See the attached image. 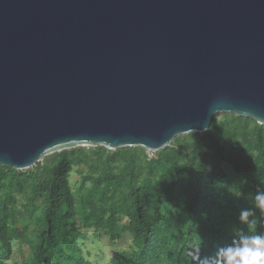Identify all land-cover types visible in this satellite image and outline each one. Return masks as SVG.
Instances as JSON below:
<instances>
[{"label": "water", "instance_id": "water-1", "mask_svg": "<svg viewBox=\"0 0 264 264\" xmlns=\"http://www.w3.org/2000/svg\"><path fill=\"white\" fill-rule=\"evenodd\" d=\"M264 126V0H0V165Z\"/></svg>", "mask_w": 264, "mask_h": 264}, {"label": "trees", "instance_id": "trees-1", "mask_svg": "<svg viewBox=\"0 0 264 264\" xmlns=\"http://www.w3.org/2000/svg\"><path fill=\"white\" fill-rule=\"evenodd\" d=\"M62 153L27 171L0 165V264L15 243L27 249L17 264H99L81 251L93 228L131 236L110 264H220V249L264 233L255 200L264 193V126L251 118L216 114L207 132L177 137L157 158L140 147Z\"/></svg>", "mask_w": 264, "mask_h": 264}, {"label": "rangeland", "instance_id": "rangeland-1", "mask_svg": "<svg viewBox=\"0 0 264 264\" xmlns=\"http://www.w3.org/2000/svg\"><path fill=\"white\" fill-rule=\"evenodd\" d=\"M219 120H223V116L219 117ZM230 134L229 132H227ZM231 135H229L230 137ZM187 136L183 137L182 142H184L186 145L190 146L191 142L188 141L189 139L186 138ZM180 146V145H176ZM89 148V147H87ZM235 150H239L238 146L235 147ZM160 152V151H158ZM158 152L148 151L147 153L150 158H157L156 156H159ZM63 153H57L55 155L46 157L44 160H54L55 158L61 156ZM237 162H240V160L236 157L235 159ZM27 171V170H25ZM82 176L77 173V169H74L73 175H72V182H76L81 180ZM123 226L126 225V221L121 223ZM101 234L100 237L95 236V229L89 230V239L85 241V244L81 245V251L83 256L86 259H89L93 262H98L99 264H110V260L112 257H114L118 252L126 250L130 247L131 244V236L126 233L120 240H113L111 235L108 234L106 231H100ZM26 248V247H25ZM23 248L26 253L27 249ZM78 248V247H77ZM23 251L21 249V246L18 243H15L14 248V257L11 261L8 262V264H17L22 261V254Z\"/></svg>", "mask_w": 264, "mask_h": 264}, {"label": "clouds", "instance_id": "clouds-1", "mask_svg": "<svg viewBox=\"0 0 264 264\" xmlns=\"http://www.w3.org/2000/svg\"><path fill=\"white\" fill-rule=\"evenodd\" d=\"M257 206L264 209V193L255 197ZM249 213L242 212L241 218L247 219ZM220 264H264V233L241 236L238 241L219 251Z\"/></svg>", "mask_w": 264, "mask_h": 264}]
</instances>
